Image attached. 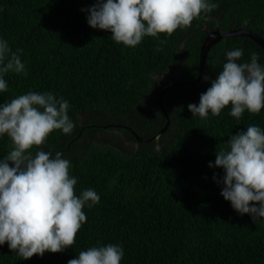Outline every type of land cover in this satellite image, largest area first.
<instances>
[{"label": "trees", "instance_id": "1", "mask_svg": "<svg viewBox=\"0 0 264 264\" xmlns=\"http://www.w3.org/2000/svg\"><path fill=\"white\" fill-rule=\"evenodd\" d=\"M208 2L218 7L202 12L189 28L145 36L130 47L88 24L81 9L96 0H0V39L11 51L22 50L27 73L3 75L8 87L0 93V105L29 92L67 100L73 132L55 130L29 151L63 153L69 175L77 179V196L92 189L100 197L91 207L86 202L87 220L74 245L25 260L5 242L0 264H67L81 251L109 244L122 246L120 264H264V218L253 222L250 214L237 212L221 195L223 184L213 179L214 173L222 179L224 170L209 167L231 135L250 125L264 130V108L257 114L245 110L237 119L229 104L219 116L209 112L204 119L187 107L199 105L227 51L243 48L248 62L255 51L264 65L262 47L246 35L224 36L206 56L203 77L210 80L202 77L194 87L175 86L163 94L169 124L157 139L139 142L129 130L149 138L165 125L157 95L169 81L198 76L207 29L243 27L264 38V0ZM97 115L103 119L96 122ZM100 130H119L137 148L110 146L112 133L99 137ZM12 148L11 138L0 135V160Z\"/></svg>", "mask_w": 264, "mask_h": 264}, {"label": "clouds", "instance_id": "2", "mask_svg": "<svg viewBox=\"0 0 264 264\" xmlns=\"http://www.w3.org/2000/svg\"><path fill=\"white\" fill-rule=\"evenodd\" d=\"M217 7L208 0H96L81 10L87 13L92 28L108 30L115 42L135 47L145 36H171L178 28L187 29L202 12ZM21 52L11 51L8 42L0 39V93L8 87L4 74H27ZM243 56V48L226 52L222 70L200 94L199 105L187 106L193 116L206 119L209 112L219 116L231 104L230 115L239 119L245 110L257 114L264 108V65L255 51L250 62ZM203 80L210 77L205 75ZM68 109V101L51 92H29L0 105V135L6 133L13 143L0 160V245L7 242L25 260L74 245L87 220L83 211L86 202L91 201V207L100 200L92 189L77 196V179L69 175L70 161L63 153L29 151L43 145L55 130L73 132L75 124ZM209 167L224 170L222 179L215 173L213 179L223 184L221 195L237 212L250 214L253 222L264 218V130L250 125L231 135L227 147L216 151ZM123 255L122 246L109 244L81 251L67 264H120Z\"/></svg>", "mask_w": 264, "mask_h": 264}, {"label": "water", "instance_id": "3", "mask_svg": "<svg viewBox=\"0 0 264 264\" xmlns=\"http://www.w3.org/2000/svg\"><path fill=\"white\" fill-rule=\"evenodd\" d=\"M207 30H208L207 35L205 36L203 42L201 43V45L199 47V59H198L199 73H198V76L195 79L189 80V81H169L168 84L162 88V90L157 95V104L160 107V110L163 112V114L166 118V123L159 131H157L155 134H153L149 138H144V137L138 135L135 132V130L129 128V130L134 135V137L137 141H139V142L153 141V140L157 139L159 137V135H161L167 129V126L169 124V116H168V114H167V112L163 106V102H162L163 94L169 88L175 87V86H183V87H188V88L196 86L203 77L205 60H206V56H207L209 49L211 48V46L213 44L220 41L224 36H227V35H230V36L246 35V36L250 37L254 42H256L260 47H262L264 49V38L262 36H260L259 34L254 33L247 28L242 27V28H237V29H233V30H228L225 32H221L220 30H217V29H214V30L207 29ZM110 125H112V124H108L105 126H110ZM113 125L118 127L120 124H113ZM123 126L127 127L126 125H123ZM67 148H68V146H67Z\"/></svg>", "mask_w": 264, "mask_h": 264}, {"label": "rangeland", "instance_id": "4", "mask_svg": "<svg viewBox=\"0 0 264 264\" xmlns=\"http://www.w3.org/2000/svg\"><path fill=\"white\" fill-rule=\"evenodd\" d=\"M166 77H167V74L164 75V78H166ZM78 118H82L83 119L85 117L79 116ZM94 119L96 120V122H98L101 119H103V117L97 115L96 118H94ZM108 132H111L112 136H113V143H111L110 146H114V147H117V148H120V147L123 146L126 149H135V148H137V144L134 141H132V140H126L125 136L121 132H119V130H113V131L100 130V131H98L99 137L108 136ZM81 141H83L82 138H81ZM119 145H122V146H119ZM158 147H159V144H156L155 148H158Z\"/></svg>", "mask_w": 264, "mask_h": 264}]
</instances>
